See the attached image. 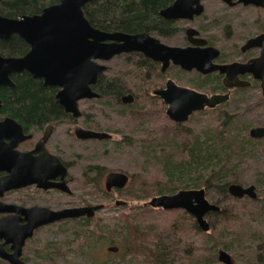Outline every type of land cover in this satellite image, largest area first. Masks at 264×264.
<instances>
[{
  "label": "rangeland",
  "instance_id": "obj_1",
  "mask_svg": "<svg viewBox=\"0 0 264 264\" xmlns=\"http://www.w3.org/2000/svg\"><path fill=\"white\" fill-rule=\"evenodd\" d=\"M204 5V14L195 22L179 21L180 32L162 40L183 46L184 29L193 25L222 49L225 61L244 60L245 56L238 49L249 36L263 28L261 11L241 5L229 7L222 0H204ZM107 65V75L119 76L142 100L132 106L109 98L104 102L80 103L81 109L90 116L88 125L110 132L113 135L110 141H81L75 136L73 122L54 123L48 148L71 164L75 176L71 183L72 194L31 187L14 191L4 199L9 203L41 205L54 210L85 205H102L103 208L95 214L92 224L84 228L69 219L36 230L24 245L22 258L27 264H156L153 263L155 246L160 236L166 234L171 235V239L167 241L166 255L161 258L166 261L164 264H224L218 259L220 250L230 254L234 264H264L258 261L259 254L264 255V141L250 143L244 137L249 124L254 127L260 125V120L264 122V114L261 119L260 110L256 111L259 89L235 92L228 103L219 107L222 112L208 109L194 114L184 123L190 132L180 137L175 134L176 126L166 116L163 102H155L149 96L155 87L164 85L165 79L148 80L146 73L143 74L146 70L126 63L124 56L116 57ZM171 72L182 85L209 94L218 92L214 89L217 86L214 78L204 83L206 88H199L195 83H200L201 79H197L195 73ZM247 103H251L249 108L253 110L246 107ZM224 112L241 113L246 119L237 140L247 147L244 153L247 156L241 164L240 160L235 163L232 174L241 175L243 186H256L258 198L234 200L231 197L219 203L221 207H230L233 216L217 224L216 230L208 234L191 226L195 219L188 212L153 208L147 203L155 196L176 194L181 190L204 188L208 194L204 182L211 177L210 170L218 161L213 157L204 165L190 163L189 153L197 140L199 144H211V131L223 129ZM43 128L36 132L37 138ZM93 164L104 165L108 171H124L131 175V180L125 189H113L105 194L103 182L90 183L85 178L88 166ZM207 198L212 203L216 201L209 195ZM127 217L146 233L145 254L134 256L126 251L127 240L122 227ZM112 238L115 243L111 242ZM112 245L118 246L120 251L110 252L108 247Z\"/></svg>",
  "mask_w": 264,
  "mask_h": 264
},
{
  "label": "water",
  "instance_id": "obj_2",
  "mask_svg": "<svg viewBox=\"0 0 264 264\" xmlns=\"http://www.w3.org/2000/svg\"><path fill=\"white\" fill-rule=\"evenodd\" d=\"M57 4L45 7L40 14L25 15L20 19L0 15V38L10 39L18 35L29 46V52L20 58H3L0 56V86L15 87L11 76L15 73L28 72L35 79H42L46 87H57L56 103L67 114L78 118L81 115L79 102L82 99L100 97L92 89L99 75L107 70L108 62L117 55L130 52H141L146 57L162 63L165 72L171 63L181 66L184 70H193L208 74L219 71L225 74L227 87H246V81L238 78L240 73H253L260 79V59L246 64L232 63L230 65H215L213 59L220 54L213 47H199L206 42L193 39L197 32L188 29V39L194 44L187 48L172 47L163 44L159 39L147 32L125 33L121 31L107 32L94 27L86 18L84 7L91 0H58ZM229 5L239 2L263 5L262 0H224ZM204 10L201 0H175L161 11V16L167 20H193ZM263 36L249 40L246 47L260 46ZM197 45V46H196ZM168 104L167 115L175 122H186L189 117L206 108H215L226 102L228 94L208 96L196 90L179 86L169 79L166 88L156 90ZM124 103H131L133 97L126 95ZM1 103V101H0ZM53 132V126L46 128L44 136L30 152H20L19 144L31 137L23 132L22 126L12 118L0 121V172L7 176L0 177V197L5 192L36 184L39 188H57L71 193L68 182L74 180L67 167L58 156L51 154L46 143ZM76 136L86 139H110L105 132H95L76 128ZM254 139L264 137V127H254L250 130ZM58 178L60 182H54ZM129 177L124 172L108 173L105 189H124ZM232 197L243 199L258 198L254 185L243 186L232 183L228 187ZM153 208L164 210L182 209L191 214L199 228L204 232L211 229L207 216L211 212L219 213L221 206L212 203L207 198L204 188L181 190L176 194H163L153 197L148 203ZM102 205L64 208L52 210L46 207L34 206L23 208L0 201V213H11L0 217V258L10 264H27L23 260V247L26 241L33 237L34 231L40 227L60 222L66 219L88 217L92 218L102 209ZM21 215L25 218L22 219ZM25 220V224H21ZM10 244L9 249L7 245ZM110 252H118L119 247H108ZM218 259L224 264H234L230 254L224 250L218 253Z\"/></svg>",
  "mask_w": 264,
  "mask_h": 264
},
{
  "label": "trees",
  "instance_id": "obj_3",
  "mask_svg": "<svg viewBox=\"0 0 264 264\" xmlns=\"http://www.w3.org/2000/svg\"><path fill=\"white\" fill-rule=\"evenodd\" d=\"M57 1L58 0H0V14L13 18L23 15H34L40 13L45 6L56 3ZM172 2L173 0H91L85 5L84 13L94 27L107 32H152L168 37L176 31V25L174 21L165 20L160 15V11ZM28 50L29 45L18 36H13L8 40L0 39V53L3 55L19 56L25 54ZM127 57L126 60L132 62V65L134 64L137 68L146 70L143 74L147 71L148 73H153L154 70H157V77L161 78L157 63H153V61L139 53L128 55ZM216 78L218 84L220 78L218 76H216ZM13 79L16 83V88L0 87V98L4 101L3 113L18 119L26 128L36 125L42 127L48 123L60 121L66 117L64 110L55 103L57 88L45 87L40 79H34L26 72L14 75ZM207 80L208 78L202 79L200 83H196L195 85L199 88H206L207 85H204V83L207 82ZM127 86L128 84H126L123 79H120L119 76L110 77L107 73H103L100 75L94 88L103 95L104 99L109 98L116 103H120L121 95L125 93L128 88ZM150 99L159 102V99L155 96H150ZM217 111L222 112L219 107ZM223 114L225 116L222 122L223 129L220 130L217 128L211 131V144H199L197 140V145H195L194 149L189 153L191 157L190 163L193 161V163L204 165L207 160L211 161L214 158L218 161L216 167L210 170L211 177L204 182L208 191L207 195H209V198L213 197L216 200L215 203L218 205L231 199L232 196L228 190L230 184H241V175L232 174V172H234L232 168L239 160L241 164V162L245 160L244 156H247L244 155L245 151H247V147L243 146L240 140H237L240 130L243 127L242 122H246L245 119L235 117L233 116L234 114L227 112ZM175 126V134L180 137L190 132L187 127L186 130H181L182 127L180 124H176ZM251 126L252 125L246 128V130L249 131L248 129H250ZM247 131L244 137L247 138L250 143H260V140L250 138L249 132ZM184 139L185 138H183V140ZM230 173L232 175H230ZM171 174L174 175L173 171ZM200 184H202V182ZM103 192L108 194L105 189H103ZM216 195H218V197ZM232 198L234 200H243L247 197L243 199ZM233 212L234 211L230 207L224 205L221 207L219 213H209L207 219L211 226L210 231L216 230L217 224L219 225L229 220L230 216H233ZM190 217L193 218L192 215H190ZM194 219L195 218H193V220ZM71 220L76 221L81 228H84L92 224L93 217H79ZM124 222L122 228L127 240L126 251H128V253H133L134 256L145 254V231L144 234L140 226L136 225L131 217H127ZM191 226L198 232L202 231L197 225L196 220H194ZM102 230H104V228H102ZM110 230L107 231V233H109ZM210 231L208 234L211 233ZM169 236L171 237V235L166 234L160 236L155 246L156 251L154 253L153 263L164 264L166 262L161 261V258L167 253V241L170 242L171 239ZM111 242L115 243L114 238L111 239ZM146 254L148 256V253ZM258 261L264 262L263 254H259ZM0 264L10 263L0 258Z\"/></svg>",
  "mask_w": 264,
  "mask_h": 264
},
{
  "label": "flooded vegetation",
  "instance_id": "obj_4",
  "mask_svg": "<svg viewBox=\"0 0 264 264\" xmlns=\"http://www.w3.org/2000/svg\"><path fill=\"white\" fill-rule=\"evenodd\" d=\"M239 0H232V2L233 3H237ZM260 1V0H259ZM59 1H57L56 3H53V4H57ZM175 2V0H173V2L170 4V5H168L167 7H169V6H171L173 3ZM222 2L223 3H225L227 6H229V7H236V6H239V5H241V6H243V7H251V8H255V9H258V10H260L261 11V16H260V18H261V22H263V23H261L262 25H263V28H262V26H261V29H260V31L256 34V35H253V36H249L247 39H246V41L239 47V49H238V52L239 53H241L242 55H244L245 57H244V60H242V61H232V62H227V61H225L223 58H224V52L222 51V49H220V48H218L217 46H215L213 43H212V41H211V39H209V38H207L203 33H202V30L201 29H198L197 27H195V26H193V25H188L187 27H185V29H184V35H185V38H186V40H185V42H184V45L183 46H181V45H171V44H168V43H166L164 40H162V38H168V37H171V36H173L174 34H176V33H178V32H180L179 30H181V28H179L178 27V22L179 21H188L189 23H193V22H195L199 17H201L203 14H204V12H205V5H204V0H201V4L203 5V7H204V10H203V12L199 15V16H195L194 17V19L193 20H184V19H179V20H167V19H165L163 16V18L165 19V20H167V21H174L175 22V27H176V31L171 35V36H168V37H164V36H162V35H159V34H157V33H152V32H147V33H149L151 36H153V37H155V38H157V39H159L163 44H165V45H167V46H172V47H180V48H187V47H190V46H194V44L188 39L189 37H188V34H187V30L188 29H194V30H196V32H197V34L196 35H194V36H192V38L193 39H196V40H203V41H205L206 43L205 44H203V45H199V47H203V48H205V47H213V48H215V49H218L219 51H220V54H219V56L217 57V58H214L213 59V63L215 64V65H230V64H232V63H241V64H246V63H248V62H250V61H252V60H255V59H260V79H256L255 78V75L253 74V73H244V74H242V73H240L239 75H238V78H239V80H241V81H246V82H248L249 83V85L248 86H246V87H227L226 86V84H225V82H224V78H225V74H222V73H220L219 71H215V72H212V73H208V74H202L201 72H199V71H197L196 69H193V70H190V71H188V70H184L181 66H178V65H174L173 63H171L170 64V66L167 68V70L165 71V72H163L162 71V63H160V62H157V61H154V60H152V59H150V58H148V57H146L143 53H141V52H130V53H123V54H120V55H117V56H115L114 58H112L110 61H112L113 59H115L116 57H120V56H124L125 57V60L128 58L127 56L128 55H133V54H135V53H139V54H142L144 57H146V58H148V59H150L151 61H153V63L155 62V63H157V65H158V68H159V70H160V77L162 78V79H165V83H164V85L163 86H161V87H155L154 89H153V91L152 92H150V95L149 96H155V97H157L158 99H159V101H161V102H163V105L166 107V109H165V112H166V116L168 117V115H167V109H168V104L167 103H165L164 102V100L160 97V96H158V95H156V94H154V92L156 91V90H161V89H165L166 88V83H167V81L169 80V79H173L175 82H176V84L177 85H179V86H183V87H187V88H190V89H193V90H196V91H198V92H200V93H204V94H206V95H208V96H212V95H214V94H221V95H225V94H228L229 95V98H228V100L226 101V102H223V103H221V104H219V105H217L215 108H206V109H204V110H202V111H199V112H203V111H205V110H216L217 111V108L218 107H220V106H222L223 104H226V103H228L229 101H230V99H232V96H233V94L235 93V92H241V93H244V92H249V91H251V90H253V89H259V93L257 94V99H258V102H255L256 103V105H257V107H256V111L259 109L260 110V117H261V119H262V116H263V114H264V43H262V44H260V46H252V47H248V48H245L246 47V45H247V43H248V41L249 40H252V39H254V38H257V37H261V36H263L264 35V0H262V4L263 5H257V4H254V3H249V4H244L243 2H239V3H237V4H234V5H229V4H227L224 0H222ZM53 4H50V5H53ZM50 5H47V6H45V7H48V6H50ZM44 7V8H45ZM167 7H165V8H167ZM43 8V9H44ZM165 8H163V9H165ZM163 9H161V11L163 10ZM43 11V10H42ZM42 11L40 12V13H42ZM161 11H160V15H161ZM40 13H38V14H40ZM1 15V14H0ZM34 15H36V14H34ZM1 16H4V15H1ZM23 16H25V15H23ZM23 16H21V17H15L16 19H20V18H22ZM28 16H30V15H28ZM4 17H7V16H4ZM8 18H13V17H8ZM87 18V17H86ZM111 32H114V31H111ZM121 32H123V31H121ZM125 33H127V32H125ZM140 33H143V32H140ZM130 34H135V33H130ZM14 36H18V35H14ZM13 37V36H12ZM19 37V36H18ZM1 39V38H0ZM22 39V38H21ZM4 40H8V39H4ZM23 40V39H22ZM261 41H264V37L262 38V40ZM197 46V45H196ZM29 50H30V46H29ZM29 50L25 53V54H23V55H19V56H13V55H3L2 53H0V56L1 57H3V58H20V57H23V56H25L28 52H29ZM253 52H256L255 54H252ZM220 60V61H219ZM110 61H108V62H102L103 64H105V65H107V63H109ZM126 63H129V64H131L132 62H128L127 60H126ZM109 70V67H108V65H107V70L106 71H104V72H102L101 74H103V73H107V71ZM174 70H177V72L179 71V73L180 74H187V73H195V77L197 78V79H211V78H214V80H216L217 81V78H216V76H218L219 78H220V80H219V82H218V84H217V86L216 87H214V89L215 90H218V92H214V93H211V94H209V93H207V92H205V91H200V90H198L197 88H195V87H191V86H186V85H182V84H180V83H178V80L175 78V77H173V74H171L172 72L171 71H174ZM156 71L157 70H154V72L153 73H148V71L146 72V78L148 79V80H150V79H153V78H157V73H156ZM20 73H22V72H20ZM26 73H28V72H26ZM16 74H18V73H15V74H13L12 76H11V79L13 80V82L15 83V81H14V79H13V76L14 75H16ZM29 74V73H28ZM100 74V75H101ZM171 74V75H170ZM30 75V74H29ZM100 75H99V77H100ZM170 75V76H169ZM31 76V75H30ZM32 77V76H31ZM33 78V77H32ZM35 79V78H34ZM99 79V78H98ZM41 81H42V83H43V85H44V82H43V80L42 79H40ZM98 82V81H97ZM97 84V83H96ZM95 84V85H96ZM196 84V83H195ZM95 85H93L92 86V89L94 90V92H96V93H98L99 95H100V97H97V98H91V99H82V100H80V102H79V108H80V111H81V115L78 117V118H76V117H73V115L72 114H67V113H65V110H64V113L66 114V117L64 118V119H61L60 121H63V120H67V121H70V122H73L74 123V133H75V136H76V128L77 127H81V128H83V129H85V130H91V131H95V132H105V133H108V134H110L111 135V138L110 139H103V140H99V139H86V140H82V139H80V138H78L77 136H76V138L77 139H79V140H81V141H98V142H100V141H110V140H112V138H113V135L110 133V132H108V131H106L105 129H103V130H101L100 128H93V127H91V125H88L89 124V121H88V119H90V116L83 110V109H81V105H80V103L82 102V101H97V102H99V101H105L106 99H104V97H103V95L101 94V93H99L94 87H95ZM45 86V85H44ZM0 87H2V86H0ZM3 87H9V86H3ZM46 87V86H45ZM128 87V86H127ZM9 88H13V87H9ZM14 88H16V83H15V87ZM54 88H57V87H54ZM58 88H57V92H58ZM57 92H56V94H57ZM126 95H131L132 97H133V101L131 102V103H124L123 101H122V98L124 97V96H126ZM142 99H140L138 96H137V94L135 93V92H132V90H131V88H127V90L125 91V93H123L122 95H121V98H120V103L122 104V105H126V106H132V105H134L135 103H138V102H140ZM0 101H1V103H0V121H3L4 119H6V118H12V119H14L16 122H18L21 126H22V128H23V132H24V134H26V135H31V137L29 138V139H27V140H25V141H23V142H21L20 144H19V146L17 147V149L20 151V152H23V153H27V152H30V151H32V150H34L35 148H36V145L38 144V142L42 139V137L44 136V133H45V130H46V128L47 127H49V126H53V132H54V129H55V124L54 123H57V122H60V121H54V122H51V123H48V124H46V125H44V126H31V127H25L24 126V124L23 123H21L18 119H16V118H13V117H11V116H8V115H6L5 113H3L2 112V110H3V107H4V101H3V99H1L0 98ZM55 103H56V95H55ZM57 104V103H56ZM119 104V103H118ZM251 104V103H250ZM249 103H247L246 105V107L251 111V110H253V108L251 109V108H249V105H250ZM254 104V103H253ZM199 112H195V113H193L190 117H189V119L188 120H190V118L194 115V114H196V113H199ZM233 116H235V117H238V118H242V119H245V117H244V114H234ZM89 117V118H88ZM169 118V117H168ZM170 119V118H169ZM171 120V119H170ZM187 120V121H188ZM246 120V119H245ZM172 122V124H174V125H176V124H180L181 125V130H186V127H185V125H184V123L185 122H175V121H173V120H171ZM186 121V122H187ZM250 126V125H249ZM44 127V128H43ZM190 127V126H189ZM254 127H264V122H262L261 120H260V125H258V126H254ZM254 127H250V129H249V136H250V130L252 129V128H254ZM43 128V133H42V135L40 136V137H36V132L37 131H40L41 129ZM188 128V127H187ZM52 132V133H53ZM51 136H52V134H51ZM50 136V137H51ZM127 138V137H126ZM250 138H252L251 136H250ZM252 139H254V138H252ZM49 140H50V138L48 139V141H47V143H46V148L48 149V151L51 153V154H53V155H55V156H58L59 157V159L63 162V164L67 167V169H68V171H69V173H70V175L74 178V180L73 181H71V182H68V187H69V189L71 190V193H68V192H65V191H62V190H60V189H57V188H49V189H43V188H39L36 184H33V185H28V186H26V187H22V188H19V189H16V190H12V191H7V192H5L4 194H3V196L2 197H0V201H2V202H4V203H6V204H11V205H17V206H20V207H23V208H31V207H34V206H40V207H45V206H41V205H33V206H24V205H19V204H15V203H9V202H6L4 199L6 198V196L7 195H9L10 193H12V192H14V191H24V190H26V189H29V188H35V190H41V191H44V192H47V191H51V190H56V191H59V192H61V193H67V194H72V188H71V183H73L74 181H75V176L73 175V173L71 172V164H69L67 161H65L61 156H59L58 154H56V153H54V152H52L49 148H48V142H49ZM257 140H260V142H263L264 141V137H262V138H260V139H257ZM33 144L32 146L31 145H28V144ZM31 146V147H30ZM100 169V170H99ZM99 171H101V172H99ZM113 171H116V170H107L106 169V167L104 166V165H101V164H93V165H89L88 166V169H87V171H86V173H85V178L88 180V182H90V183H94V182H98V183H102L103 182V186H104V188H105V180H106V176L108 175V173H110V172H113ZM118 172H124V171H118ZM125 174H127L128 175V177H129V181H128V183H127V185L129 184V182H130V180H131V175L130 174H128V173H126V172H124ZM92 174V175H91ZM8 175V173L7 172H4V171H1L0 172V177H3V176H7ZM61 181V179L60 178H58L57 180H54V182H60ZM126 185V186H127ZM256 187V186H255ZM126 188V187H125ZM124 188V189H125ZM114 190H117V191H119V190H122V189H114ZM256 193H257V191H256ZM85 206H91V205H85ZM92 206H94V205H92ZM79 207V206H78ZM81 207H84V206H81ZM46 208H48V207H46ZM68 208H73V207H68ZM50 209V208H49ZM64 209V208H63ZM52 210H54V209H52ZM98 212V211H97ZM96 212V213H97ZM9 214H11V213H0V217H2V216H4V215H9ZM21 218L22 219H24L25 218V216L24 215H21ZM81 218V217H80ZM88 218V217H87ZM73 219V218H72ZM66 220H69V219H66ZM62 221H65V220H62ZM61 222V221H60ZM21 224H25L26 223V221L25 220H21V222H20ZM56 223H58V222H56ZM53 224H55V223H53ZM47 226V225H46ZM44 227V226H43ZM40 228H42V227H40ZM40 228H38V229H40ZM38 229H36V230H38ZM36 230L34 231V234H35V232H36ZM34 236V235H33ZM27 242V241H26ZM9 247H10V244H8L7 245V249H9ZM23 249H24V247H23ZM23 256V255H22ZM24 260V259H23Z\"/></svg>",
  "mask_w": 264,
  "mask_h": 264
}]
</instances>
